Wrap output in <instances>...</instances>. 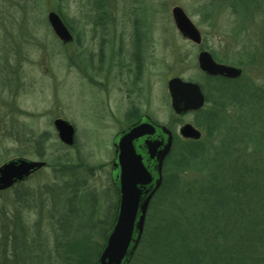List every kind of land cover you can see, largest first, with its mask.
I'll return each instance as SVG.
<instances>
[{
  "label": "rangeland",
  "instance_id": "obj_1",
  "mask_svg": "<svg viewBox=\"0 0 264 264\" xmlns=\"http://www.w3.org/2000/svg\"><path fill=\"white\" fill-rule=\"evenodd\" d=\"M220 1L106 0L107 18L100 23L93 0H0V165L17 157L46 161L47 167L25 182L38 194L43 188H54L58 161L75 165L74 179L82 184L85 190L81 197H88L90 205L85 198L75 205L77 214L72 224L88 225L84 231L100 241L104 235L101 230L112 220L117 202L110 178L113 139L130 122L126 124L114 103L112 108H101L100 101L106 94L99 92L93 80L82 77L78 64L88 63L98 46L108 53L116 46L129 51L135 40L133 32H143L140 35L146 38L145 42L140 40V46H145L152 59L139 108L177 133L183 124L192 123L202 132L200 140L210 147L218 145L222 137L207 136L196 123L194 112L174 113L167 82L181 77L206 84L198 63L199 52L205 49L218 62L243 69L242 76L235 79L237 84L264 92V0H259L261 4L244 19L232 7L221 6ZM58 4L62 15L55 10ZM176 6L183 8L201 31V45L183 37L177 29L172 14ZM50 11L58 12L70 26L73 42L62 43L56 37L47 21ZM57 118L75 126L73 145L60 140L54 125ZM196 176L187 173L183 182H191ZM70 178L66 176V180ZM13 192H0V205L23 215L15 207ZM93 204V216L80 214L85 208L90 212ZM48 207L24 214L27 220L41 222L42 237L54 227Z\"/></svg>",
  "mask_w": 264,
  "mask_h": 264
},
{
  "label": "trees",
  "instance_id": "obj_2",
  "mask_svg": "<svg viewBox=\"0 0 264 264\" xmlns=\"http://www.w3.org/2000/svg\"><path fill=\"white\" fill-rule=\"evenodd\" d=\"M93 1L103 23L106 0ZM261 1L220 3L244 19ZM55 10L62 15L59 4ZM204 79L207 83L200 85L208 107L196 111L195 120L207 136H221L220 143L210 147L202 140L175 139L129 264H264V92L221 76ZM56 165L52 190L38 194L26 183L12 188L22 214L53 206L54 211L48 207L53 231L42 237L40 221L0 205V264H97L112 220L102 228L100 241L84 231L88 225L72 224L75 205L90 203L74 179L77 167L63 160ZM190 172L197 176L183 182ZM85 209L81 215H94V204L90 212Z\"/></svg>",
  "mask_w": 264,
  "mask_h": 264
},
{
  "label": "water",
  "instance_id": "obj_3",
  "mask_svg": "<svg viewBox=\"0 0 264 264\" xmlns=\"http://www.w3.org/2000/svg\"><path fill=\"white\" fill-rule=\"evenodd\" d=\"M177 29L195 44L202 43V33L180 6L172 10ZM47 20L55 35L63 42L73 40V34L56 11ZM199 68L211 76L239 78L243 70L234 65L217 62L212 53L202 50L198 55ZM171 107L177 115L198 111L205 106L206 97L199 83L181 77L168 80ZM60 140L70 146L75 141L74 126L62 118L54 121ZM160 133L158 138L154 135ZM184 138L199 140L202 132L192 123L180 128ZM147 137L143 149L135 141ZM173 134L165 125H156L148 118L125 132L115 142V165L119 167L118 210L99 252L97 264H129L142 239L148 208L163 181L164 162L171 152ZM47 165L46 161L24 157L10 159L0 165V191L10 189Z\"/></svg>",
  "mask_w": 264,
  "mask_h": 264
},
{
  "label": "flooded vegetation",
  "instance_id": "obj_4",
  "mask_svg": "<svg viewBox=\"0 0 264 264\" xmlns=\"http://www.w3.org/2000/svg\"><path fill=\"white\" fill-rule=\"evenodd\" d=\"M141 33L143 32L141 31L133 32L134 35L132 34L133 35L132 37L135 38V40L132 41L133 45L129 47L130 49L129 51H127V49L124 48L123 46H116L113 51L108 53L105 51V47L98 46V50L92 53L88 63L82 64L79 62L78 64L80 67V74L82 75V77L83 78L87 77V79L93 80L94 85L99 90V92H101L103 95L104 93L106 94L104 95L105 96L104 99H102L103 101L102 100L100 101L101 108L106 107V105L112 108V104L114 103V106L119 108L117 111L121 112L124 120L126 121V124L130 122L124 128L120 129L115 134L113 139L114 158L111 165L110 178L113 184V190L117 197V202H116V207L112 222L115 219L118 210V202H119V188L117 185L119 181L118 180L119 167L115 165V158H116L115 142L118 141L120 135L123 132L129 130L131 126L141 121H144L147 118L158 126L162 125L161 123L156 121L151 114L147 113V111H141V109L138 106V104H140L143 101V99L140 98V95L146 91L148 85V73H149L148 65H149V59L150 58L152 59V56L149 55V52L147 50L145 52V46H143L142 44L141 45L143 48L140 46L141 43L140 40L144 41V39L146 38V37L143 38L140 35ZM113 115L116 116L114 112ZM170 130L172 131L174 138L173 146L176 138H181L182 140H190L183 138L174 129L170 128ZM159 136L160 133L157 131L154 137L158 138ZM146 138L147 137L139 138L138 140L135 141V146L137 149L144 148ZM159 189L156 191L154 197L157 195Z\"/></svg>",
  "mask_w": 264,
  "mask_h": 264
}]
</instances>
